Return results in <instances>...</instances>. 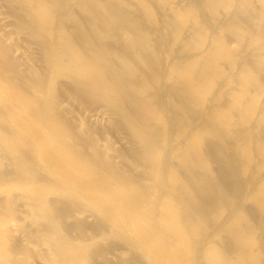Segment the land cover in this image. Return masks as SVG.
<instances>
[{
	"label": "bare ground",
	"instance_id": "6f19581e",
	"mask_svg": "<svg viewBox=\"0 0 264 264\" xmlns=\"http://www.w3.org/2000/svg\"><path fill=\"white\" fill-rule=\"evenodd\" d=\"M33 49L27 93L10 67L34 77ZM0 67V264H28L25 240L86 263L96 240L77 250L51 198L149 264H264V0H0ZM60 80L144 147L141 184L72 168Z\"/></svg>",
	"mask_w": 264,
	"mask_h": 264
},
{
	"label": "rangeland",
	"instance_id": "374dc122",
	"mask_svg": "<svg viewBox=\"0 0 264 264\" xmlns=\"http://www.w3.org/2000/svg\"><path fill=\"white\" fill-rule=\"evenodd\" d=\"M26 54L36 75L32 77L21 63L11 66L10 70L13 76L12 82L17 83L23 91L30 93L31 84L37 79H41L42 83L45 82L46 74L38 64L39 51L33 49ZM71 84L65 80L58 81L56 95L59 101L58 115L63 118L66 129L71 132L72 141L69 142L71 145H75L74 142L77 144L72 168L77 165L80 170H91L93 173L88 180L98 181L103 180V177L93 170L94 167H113L116 169L115 179L127 177V181L141 184L145 180L144 169L143 166H138L136 153L142 152L144 147H133L124 131L117 127L115 120L100 118L99 112L104 109L81 92H73L74 88ZM29 132L34 133V131ZM56 143L58 146L56 150L61 151L60 143L58 141ZM38 178L41 181H48L41 174ZM53 178L57 179L55 176ZM107 189H109L107 185L102 188L104 191ZM49 203L66 213L67 218L61 220L58 227L62 235L71 241L77 250L85 246L88 241L96 240L87 256H73V262L84 259L85 264H149L143 256L129 251L122 239L108 237L109 224L91 214L88 209L76 207L74 202L66 199L51 198ZM22 246L28 255L19 256V259L27 260L28 264H66L51 255L49 246L31 244L26 240Z\"/></svg>",
	"mask_w": 264,
	"mask_h": 264
}]
</instances>
